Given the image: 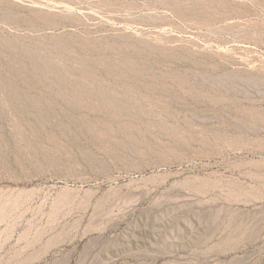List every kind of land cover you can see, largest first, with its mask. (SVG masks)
Masks as SVG:
<instances>
[{
    "label": "rangeland",
    "instance_id": "rangeland-1",
    "mask_svg": "<svg viewBox=\"0 0 264 264\" xmlns=\"http://www.w3.org/2000/svg\"><path fill=\"white\" fill-rule=\"evenodd\" d=\"M261 142L264 0H0V264H264V189L54 211L70 177L230 179Z\"/></svg>",
    "mask_w": 264,
    "mask_h": 264
},
{
    "label": "bare ground",
    "instance_id": "bare-ground-1",
    "mask_svg": "<svg viewBox=\"0 0 264 264\" xmlns=\"http://www.w3.org/2000/svg\"><path fill=\"white\" fill-rule=\"evenodd\" d=\"M234 156L237 161L228 168L234 174L230 179L218 174L209 178L195 175L194 170L186 169L180 160L174 159L137 168L128 177L73 176L67 179L54 211L65 220L78 217L76 227H79L88 217L95 222L103 216H113L115 206L125 203L127 198L136 196L140 201H145L158 190L177 188L191 192L203 191L205 194L226 190L243 194L264 189V142L240 149ZM240 174L244 180L236 177Z\"/></svg>",
    "mask_w": 264,
    "mask_h": 264
}]
</instances>
